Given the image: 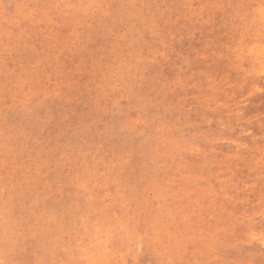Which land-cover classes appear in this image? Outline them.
<instances>
[{"label": "rangeland", "instance_id": "obj_1", "mask_svg": "<svg viewBox=\"0 0 264 264\" xmlns=\"http://www.w3.org/2000/svg\"><path fill=\"white\" fill-rule=\"evenodd\" d=\"M0 264H264V0H0Z\"/></svg>", "mask_w": 264, "mask_h": 264}]
</instances>
